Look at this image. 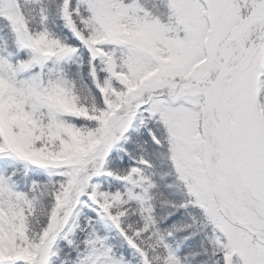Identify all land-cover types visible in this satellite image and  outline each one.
<instances>
[{
	"label": "snow or ice",
	"instance_id": "1",
	"mask_svg": "<svg viewBox=\"0 0 264 264\" xmlns=\"http://www.w3.org/2000/svg\"><path fill=\"white\" fill-rule=\"evenodd\" d=\"M0 264H264V0H0Z\"/></svg>",
	"mask_w": 264,
	"mask_h": 264
}]
</instances>
